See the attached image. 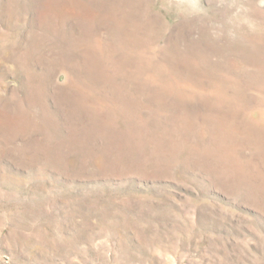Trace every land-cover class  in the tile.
I'll list each match as a JSON object with an SVG mask.
<instances>
[{"label": "rangeland", "instance_id": "obj_1", "mask_svg": "<svg viewBox=\"0 0 264 264\" xmlns=\"http://www.w3.org/2000/svg\"><path fill=\"white\" fill-rule=\"evenodd\" d=\"M0 264H264V0H0Z\"/></svg>", "mask_w": 264, "mask_h": 264}]
</instances>
